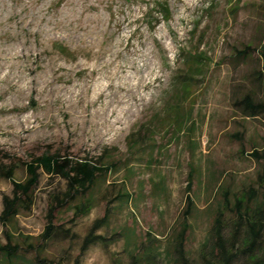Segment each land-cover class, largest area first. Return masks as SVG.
Segmentation results:
<instances>
[{"label":"rangeland","instance_id":"374dc122","mask_svg":"<svg viewBox=\"0 0 264 264\" xmlns=\"http://www.w3.org/2000/svg\"><path fill=\"white\" fill-rule=\"evenodd\" d=\"M263 47L264 0H0V167L13 170L0 174V214L36 157L112 167L66 201L70 181L40 167L32 207L9 228L19 253L33 264H207L216 218L229 237L238 198L262 196L264 158L252 153H264V113L243 100L264 102ZM106 215L105 240L83 252ZM185 222V260L173 263ZM263 248L233 264H264Z\"/></svg>","mask_w":264,"mask_h":264},{"label":"trees","instance_id":"16d2710c","mask_svg":"<svg viewBox=\"0 0 264 264\" xmlns=\"http://www.w3.org/2000/svg\"><path fill=\"white\" fill-rule=\"evenodd\" d=\"M159 9L162 17H167L170 15L169 7L167 5H160ZM192 54V53H191ZM194 57L198 54H192ZM201 58H205L200 56ZM261 57L264 62V47L261 50ZM207 59V58H205ZM207 61H209L207 59ZM192 79V77H190ZM243 102L246 105L247 113L251 116H259L264 113V102H256L250 95L244 98ZM133 140L130 137V141ZM134 147H140V142L137 139L132 141ZM252 156L257 160L264 158V153H261L259 149H255ZM28 176L24 181L13 180L14 189L12 195H4V208L0 214V220L3 224V234L6 238V242H2L0 238V264H33L34 262L26 259L23 255L19 253L22 245L20 243L14 242L13 234L10 232L9 228L14 224L22 208L30 209L34 203V190L38 184L39 173L38 169L43 167L47 173L62 175L70 181V189L65 193V198L63 201L72 199L77 195H86L90 190L92 191L98 182L99 176H104L108 173L112 167L103 166L96 162L91 161H73L72 159L58 158L53 155H42L33 159L32 162L25 163ZM2 170L0 174L4 177L12 179L13 170L1 166ZM259 184L262 187L261 198L259 196V189L254 187L251 189L250 197L243 194L242 197L238 198L239 203V218L240 220L236 222L235 229L232 231L229 237H225L223 232V223L219 216L215 221V232L211 235L210 240L212 245L209 249L210 259L207 260V264H233L235 259L238 257L240 251L251 255L254 259L259 258L255 254V250L259 249L262 241L264 239V171L259 175ZM192 181L188 185V190L192 188ZM125 196H130L126 194ZM189 205L194 204V200L191 196H188ZM94 204V198L89 195L88 197L82 199L77 205L78 215H84L90 212ZM55 208L51 209L50 218H53V212ZM108 219V216H104L102 219L97 221L96 225L90 231V233L85 238L83 244V252H85L90 245L105 240L102 235L96 234V229L104 224ZM245 224V226L243 225ZM188 223L185 222L183 230L177 239V244L175 250L179 256H170L171 262L179 263V261L185 260V234L188 229ZM245 227V229H244ZM244 229V231H243ZM57 231V227L53 223L47 225L44 232L40 235V239L44 242L50 240ZM70 231V229H68ZM240 240L245 243L247 248L240 249L236 244V241ZM208 243L206 244V246ZM33 247L32 245L30 248ZM39 250V245L36 246ZM209 247V246H208ZM264 252V248L262 249ZM149 257H154V253L149 251L146 253ZM39 260V259H38Z\"/></svg>","mask_w":264,"mask_h":264}]
</instances>
